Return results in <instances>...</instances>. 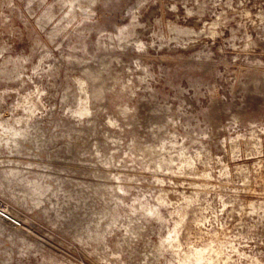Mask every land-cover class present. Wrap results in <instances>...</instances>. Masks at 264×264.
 <instances>
[{
	"label": "rangeland",
	"instance_id": "obj_1",
	"mask_svg": "<svg viewBox=\"0 0 264 264\" xmlns=\"http://www.w3.org/2000/svg\"><path fill=\"white\" fill-rule=\"evenodd\" d=\"M0 264H264V0H0Z\"/></svg>",
	"mask_w": 264,
	"mask_h": 264
}]
</instances>
